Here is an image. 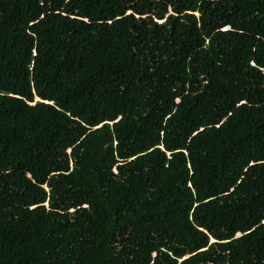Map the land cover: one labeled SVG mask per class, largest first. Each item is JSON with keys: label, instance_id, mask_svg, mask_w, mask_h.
<instances>
[{"label": "trees", "instance_id": "trees-1", "mask_svg": "<svg viewBox=\"0 0 264 264\" xmlns=\"http://www.w3.org/2000/svg\"><path fill=\"white\" fill-rule=\"evenodd\" d=\"M0 264H264V0H0Z\"/></svg>", "mask_w": 264, "mask_h": 264}]
</instances>
